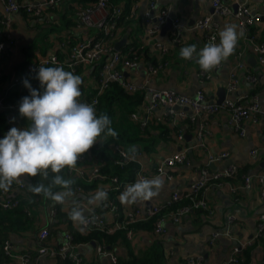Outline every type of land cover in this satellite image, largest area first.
Returning <instances> with one entry per match:
<instances>
[{
    "label": "crops",
    "instance_id": "crops-1",
    "mask_svg": "<svg viewBox=\"0 0 264 264\" xmlns=\"http://www.w3.org/2000/svg\"><path fill=\"white\" fill-rule=\"evenodd\" d=\"M63 1L56 0V3H63ZM221 1L227 4L231 10H234L236 2L240 0ZM23 2L26 1L23 0ZM147 2L148 0H116L115 3L112 2L113 5L123 8L122 18H124L117 28L113 46L123 36H126L125 43L133 42L135 44L133 39L138 38V43H145L144 46L149 47L150 56H155L156 61H167L166 66L159 69L153 76H149V85L155 88L173 89L189 96L194 95L198 89H202L207 99L216 101L218 98L216 95L217 88L223 87L226 90L231 70L235 69L237 62L243 61L244 66L235 69L238 82L234 89L230 91L226 90L225 98L231 100L242 98L244 102L255 99L258 101L260 112L256 115V120L249 119L241 122V128L244 130L242 135L229 124L227 111L222 110L210 115L206 118V123L204 122V129L208 132L203 138L206 148H194V145L198 143L195 139L194 129L189 131L184 124L182 126L183 132L192 135L190 141L184 140L189 147L190 143H192V147L187 153L188 163L167 167L165 173L171 175L172 178L168 179L166 175H159L164 178L162 188L155 197L149 200H140L139 205L163 204L174 189L180 190L182 193L185 192L191 182L197 177L199 169L206 164L207 152L216 155L220 152H226L227 154L226 157L214 162V170L220 171L231 164H235L245 167L244 173L239 174L238 177L236 173L229 182H224L220 186H215V184L209 185L203 193L209 206L208 210H192L185 214L177 223L167 221L165 223L166 232L162 234H156L153 231V227L150 230H131L128 228L131 231V235L127 236V230H125V241L118 242L114 248L108 249L105 247V249L115 254L117 260L119 256L123 258H129L132 255L141 257L152 254L154 251L159 256L158 262L160 264H187V258L193 256H201L202 260L199 264H220L228 257L236 244L243 243L254 236L257 219L260 214L264 213V197L261 196V186L254 184L250 189L241 187L244 174H256L264 169V64L257 62L256 55L249 42V37L244 33L236 46V48L242 51L241 58L234 57L233 53L213 70L208 72L203 71L196 62L195 57L191 60L183 59L180 57L179 51L182 47L192 44L196 45L197 52L204 47L201 32L193 30L191 27L199 18L212 12L210 0H157L155 12L163 9L168 10L170 17L172 19L177 18L185 28L181 40L175 44L169 42L171 28L167 29L164 33H161L160 29L156 36L153 37L147 36L144 33V14ZM249 4L253 10L264 8V0H249ZM61 8L62 6L58 10H61ZM46 9L47 6L43 9L42 13L44 15L45 11H47ZM1 11L2 0H0ZM41 15L37 16V18H32V15L27 16L24 12H20L13 16L12 33L14 36V46L7 54L0 58V98L8 88L15 85L16 76L17 78L20 76L16 73L18 66L22 60L27 58V55L31 54L30 59L32 58L33 46H35L34 48L37 47L50 52L56 43V46H58V35L60 33L63 35L66 32V29H63L64 19L61 12L58 14L54 12L50 14L48 12V17L46 18L44 15ZM212 21L217 25V43H219L220 31L227 24L237 25L230 15H216L213 16ZM254 27L261 40L264 41V20L257 22ZM56 31L60 32L54 34L53 32ZM72 31L79 37L94 30H86L76 25ZM156 43L166 44L168 46L167 54L161 55L157 47H155ZM36 51L39 50L36 49ZM151 62L141 57L136 72L131 73L122 70L124 77L127 81L135 84L143 83L148 77L147 68ZM87 68L88 70L91 69ZM247 73L254 74L257 81L251 83L246 80L245 76ZM87 82L89 86L94 85L91 81ZM84 84H87L86 80H84ZM1 107L2 104L0 103V110L2 109ZM9 109L12 108L9 107ZM163 110L162 108H156L150 115V120H154L157 124L156 126L168 123L162 116ZM136 112L140 116L142 115L143 110L141 105ZM6 114L5 118L7 121L17 124L19 129L28 126L23 123L21 115L16 113L15 110L8 111ZM200 124L203 125L202 121L198 119L194 124V128H197ZM0 139H2V132H0ZM156 139L155 150L151 153H145L141 159L147 173L150 175L149 179L155 177L154 166L163 157L170 155L184 145L176 141L175 135L160 133L159 128H156ZM251 149L257 151L255 155L250 154ZM101 163L102 161L99 158L86 159L83 156L78 160L75 167L82 170L83 179L86 183H92V170L94 167L100 166ZM71 175L79 179L82 178L76 173ZM97 177L99 179L93 184V188L88 191L83 190L79 193L74 190L75 187L71 188L73 194L62 203V209L71 212L74 207H79L83 216L88 211H95L102 214L107 220H114L119 219L128 209L132 208L131 203H123L121 201L120 196L124 191L121 186L119 189L111 190V193H109L108 190L113 183L100 176ZM22 179L19 182L30 183V177L27 174H24ZM19 182H13L12 193H25V190H16ZM232 187H236V191H232ZM98 189H104L107 192L106 199L114 200V203L117 205L115 211L110 210L109 207H102L103 201L98 203L92 199ZM56 191H64V189L58 187ZM42 202L43 204L39 208H33L31 211L34 216L33 222L36 229L42 227L49 228L46 242L48 245L55 247L59 244L62 241L63 233L65 231L70 232V225H73L76 230L81 231L80 222L78 221L71 219L69 225L67 221L57 223V216L54 219L51 218L50 209L55 206L56 202L49 198ZM32 213L29 212V214ZM216 230L222 232L228 230L230 235H222L214 244H210L208 241L210 235ZM37 232L32 234L30 231H21L12 234L0 227V242L4 239H9L14 245L15 252L22 253L32 250L34 253ZM95 247L96 243L94 242H81L76 243L75 249L86 260L100 264H111L109 258L95 253ZM263 252L264 247L262 243L251 247L248 264H258ZM38 261L40 264H45V262L49 261V258L47 256H40ZM14 264H18V262ZM53 264H58V262Z\"/></svg>",
    "mask_w": 264,
    "mask_h": 264
},
{
    "label": "built area",
    "instance_id": "built-area-1",
    "mask_svg": "<svg viewBox=\"0 0 264 264\" xmlns=\"http://www.w3.org/2000/svg\"><path fill=\"white\" fill-rule=\"evenodd\" d=\"M2 0V11L0 12V58L7 54L14 46V36L12 33V20L13 16L20 13V9L23 7L25 12L35 16L41 15L44 7L57 5L56 0ZM212 12L208 15H204L199 18L195 24L191 27L193 30L201 32L204 40V45L209 42L217 43V25L212 21L213 16H227L230 15L236 21L239 30L242 29L246 32L249 27H254L257 22L264 19V8L261 10H253L249 4V0H240L236 2V8H231L223 3L221 0H210ZM157 0H148L147 8L145 11V25L144 33L147 36H156L163 24H165L168 18H171L168 10H157ZM123 8L117 5H110L107 0H97L93 5L83 7L81 5L76 6L75 16L77 26L86 30H94L91 33H86L83 36H79L73 43L64 37L61 42L58 43L56 48H60L59 51L52 50L41 54L38 51L34 52L30 62L26 64V70L29 73H34L40 66H59L62 62L59 56H64V63L69 71L73 74L76 73L78 67H92L93 64L102 59L104 55L107 58L102 61L97 69L98 75V90L97 94L86 101L94 106L97 104V95L108 86L110 82H118L128 92H134L142 90L144 92V102L141 104L143 110L142 115L134 111L130 114V118L140 121V125L144 126L147 121L150 120V115L156 108H162V116L168 120L169 126L177 124L179 121H186L191 125V129H194L195 139L198 142L194 145V148H206L203 138L207 131L204 129V122L206 118L219 111H227V119L229 124L239 132L243 134L244 130L241 128V122L243 120H256V115L260 112L258 101L252 99V101H243L239 99L225 98L221 102L211 101L207 99L204 90L198 89L194 95L189 96L173 89L155 88L148 84L149 76H153L156 72L167 65V61L153 66L148 65V77L143 83L135 84L127 81L124 77V72H136L140 59L137 56L129 58L121 55L119 50H116L113 46L115 40L116 31L118 28V21L122 16ZM184 26L179 22L177 18H171L170 29V43H177L181 40L182 33L184 32ZM257 34L249 37L252 50L256 55V60L259 64H264V41L257 42L255 38ZM159 53L161 55L166 54L168 46L163 43H156ZM64 48H67L64 50ZM234 57L241 58L242 51L238 48L234 51ZM118 64H121V68H118ZM244 66L243 61L237 62L236 68H242ZM235 69L231 70L229 79L227 81L226 89L228 91L234 89L238 79L235 73ZM246 80L253 83L257 81L254 74L247 73ZM18 82V78H15V84ZM80 99V98H79ZM81 100V99H80ZM82 101V100H81ZM83 102V101H82ZM13 108V105L9 106ZM200 119L203 123L197 128H194L196 121ZM11 127H17L15 123H9L2 134V138ZM19 129V128H18ZM190 129V130H191ZM264 134V131H263ZM177 142L183 143L177 151L172 152L170 155L163 157L157 165L154 166V176L166 175L168 179L172 176L165 173L167 167L175 166L176 164L188 163V151L192 146H187L185 143V133L178 131L175 134ZM114 150L119 155L116 163H123L127 161L136 162L139 165V169L135 176L120 183L118 178L114 176L112 178L113 185L109 189H119L121 186L124 190L129 184L135 183L140 179H149L150 175L147 173L145 166L141 159L145 155V152L136 148L131 151H126L120 148L118 145H114ZM255 149L250 150L251 155L256 154ZM226 152H220L219 154H213L207 152L206 164L202 166L194 181L189 185V189L185 192L174 189L170 196L163 204H150L149 206L139 205L140 200L132 204V208L128 209L122 217L114 220H107L102 214L95 211H88L84 216V222L80 223V229L82 233L91 230L104 231L106 233H112L119 229H126V235L130 236L131 231L127 228L129 224L146 221L152 217H155L153 231L156 234H162L166 232L165 223L167 221L178 222L181 218L192 210H208L209 206L206 199L203 196L205 190L211 184L220 186L224 182H229L231 178L237 173V165H229L228 167L216 171L211 170L207 166V162H216L226 157ZM83 156L81 155L79 160ZM99 166H96L92 170L91 178L99 176ZM70 174L76 173L83 178L82 170L74 167L69 169ZM116 183V185H115ZM254 184L261 186V196L264 197V169L256 174H244L243 184L241 187L244 189H250ZM13 184L7 189H0V206L2 208H13L18 204V200L15 197V193H12ZM24 183L19 182L16 190H23ZM76 191H81V187L76 186ZM232 191H236V187H232ZM181 196L187 199V204H182L176 207L174 210L167 211L166 209L173 203L180 200ZM102 207H109L110 210L115 211L117 205L112 199H106L102 202ZM51 218L57 216V209L53 207L50 209ZM264 232V213L260 214L257 223L254 236L246 240L243 243L236 244L228 257L220 264H238L239 254L242 249L251 246L254 238L260 236ZM49 235V228L42 227L36 234V248L33 253L32 250L17 253L14 251V245L9 239H5L2 242V254L3 258H0V264H40L39 257L47 256L48 262L45 264H100L86 260L81 257L78 251L75 249L76 243L73 240L72 234L68 231L63 233L62 241L55 247L48 245L47 237ZM222 235H230L228 230L225 231H213L209 238V243L214 244L216 240ZM95 253L97 255H103L109 258L111 264L117 262L115 254L105 249L102 244H96ZM201 256H193L187 258V264H199L201 262ZM11 261V262H9Z\"/></svg>",
    "mask_w": 264,
    "mask_h": 264
},
{
    "label": "clouds",
    "instance_id": "clouds-1",
    "mask_svg": "<svg viewBox=\"0 0 264 264\" xmlns=\"http://www.w3.org/2000/svg\"><path fill=\"white\" fill-rule=\"evenodd\" d=\"M242 29L227 24L219 33V43L209 42L197 52L196 45L182 47L181 58L191 60L194 57L200 68L211 71L225 61L235 51L238 41L243 37ZM36 78L43 92L32 88L27 79L23 84L30 91L19 102V113L29 121L27 127H11L0 139V189L7 190L13 182H19L24 174L29 177L42 176L49 180L29 184L34 194H42L57 203H64L72 193L74 179L65 178L60 173L67 167L74 168L81 154L86 153L102 135L115 137L110 118L101 113L91 103L82 102L80 85L82 79L66 71L63 66H40ZM164 184L162 176L152 179H140L129 184L121 193L123 203H135L155 197ZM60 187L64 191H53ZM107 198L104 189H98L93 200L102 202ZM74 221L84 222L79 207L70 212Z\"/></svg>",
    "mask_w": 264,
    "mask_h": 264
},
{
    "label": "trees",
    "instance_id": "trees-1",
    "mask_svg": "<svg viewBox=\"0 0 264 264\" xmlns=\"http://www.w3.org/2000/svg\"><path fill=\"white\" fill-rule=\"evenodd\" d=\"M22 1V0H20ZM110 5H113L116 0H107ZM97 2V0H64L63 3L57 4L55 7L47 6V11H45L46 17L48 12L52 14L54 13H62L64 23L63 29H66V32L62 35L60 33L59 42L64 37L73 43L77 36L72 31L73 28L76 27L77 21L75 16L76 6L81 5L83 7L93 5ZM113 2V3H112ZM62 6L61 10H58ZM53 7V8H52ZM55 8V9H54ZM20 12H24L27 16L32 15L30 13H26L24 8L20 9ZM50 10V11H48ZM41 15V16H42ZM123 15V12H122ZM129 15V13H128ZM32 18H37V16L32 15ZM51 19V18H49ZM124 18L120 17L118 21V27L123 22ZM264 20V19H263ZM60 31L53 32L57 34ZM248 37L257 34L255 41L261 42V38L259 37L257 30L255 27H249L246 29L245 32ZM170 37V36H169ZM138 38H134V42L125 43L120 47V53L123 56L133 58L137 56L138 59L144 57L151 62L153 66H156L163 61H156L155 56H150V51L148 46H144L145 43H138ZM132 40V41H133ZM57 44V43H56ZM55 44V46H56ZM53 47V50L59 51L60 48ZM32 53L36 52V49L39 50L38 52L41 54H45V49L34 48ZM32 48V47H30ZM67 48H64L66 50ZM236 49V48H235ZM167 54V53H166ZM31 54L27 55V58L22 60L20 65L18 66V82L13 87L7 89L3 96L0 98V103L2 104V109L0 110V132L5 129V127L9 124L5 116L8 111H16L19 113V102L22 97L30 96V91L26 88L23 84V80L27 79L32 88L37 89L39 92H43V87L40 85L39 80L36 78L37 70L34 73H29L26 70L27 62H30ZM61 60V64L59 66H63L66 71H69L67 66L64 63V56H59ZM107 58V55H104L101 60L95 62L90 70L87 67H78L76 70L75 75H78L82 79V84L80 85V91L82 95L79 97L83 102L88 101L92 97L97 94L98 90V75L97 69L99 68L100 64L104 59ZM47 67V66H45ZM121 64H118V68H121ZM17 78V76H16ZM84 80H86V85L84 84ZM87 81H91L94 85L89 86ZM97 104L95 106L97 115L101 113L106 114L111 120V127L116 131L117 135L115 137L112 136H105L102 135L99 140L93 145L91 149H89L86 153L81 154L85 156L86 159L88 158H99L102 163L99 166V176L104 178L105 180H109L112 182V178L116 176L120 183H123L126 180L132 179L136 172L139 169V165L133 161H127L123 163H116L119 158L118 153L114 150V145H118L120 148L131 151L136 148L142 149L145 153H151L155 150L156 147V128L160 129V133L162 134H172L174 135L178 131H183L182 126L185 124L187 128L191 129V125L186 121H179L177 124L173 126H169L168 123H163L161 126H156V122L154 120H149L146 122L144 126L140 125V121L133 120L130 118V114L136 111L140 105L144 102V92L142 90H137L134 92H128L125 88L122 87L121 84L118 82H110L106 88H104L98 95H97ZM15 106L12 109H9V106ZM22 117V121L25 125L29 124V121L26 117ZM168 120L166 119V122ZM237 177L239 174L244 173L245 167L238 166L237 169ZM65 178L74 179V183L72 184L71 188L75 187L74 190L76 191V186L81 187V191H88L93 188V184L97 182L99 177H93L92 183H86L83 178L79 179L78 177H72V175L68 172V168L65 167L62 172L60 173ZM53 174L49 172V180H45L42 176L30 177V183H24L23 191L25 190L24 194L16 193L15 197L18 200V204L13 208H2L0 206V227L5 230L6 232L16 234L15 232H26L30 231L36 233L41 228L36 229L34 226V216L31 211L33 208H39L41 204H43V200L48 198L44 197L42 194H34L29 190V184H36L42 182L44 184H48L51 176ZM42 177V178H41ZM113 183V182H112ZM116 185V183H115ZM58 187H54L53 191H56ZM109 189V193H111ZM78 192V191H76ZM187 199L181 196L180 200L173 202L166 210H174L176 207L187 204ZM62 203L55 204V208L57 209V223L67 221L70 225L71 217L69 210L62 209ZM32 213V214H29ZM63 219V220H62ZM155 217L150 218L146 221H139L132 224H129L127 228L133 229H141V230H150L153 227ZM56 223V224H57ZM70 232L72 233V237L75 243L81 242H94L96 244H102L108 249L114 248V246L120 242L125 241V230L126 229H119L112 233H106L104 231L99 230H91L85 233H82L79 230H76L73 225L69 227ZM5 240V239H4ZM3 240V241H4ZM2 241V242H3ZM2 242H0V258H2ZM262 243L264 247V232L256 238H254L253 244L251 246H247L242 249L241 253L239 254V261L238 264H248L250 261V250L251 247ZM158 254L156 252H152V254H147L143 256H134L132 255L129 258L118 257V260L115 264H160L158 262ZM69 264V263H68ZM258 264H264V252L261 256L260 262Z\"/></svg>",
    "mask_w": 264,
    "mask_h": 264
},
{
    "label": "water",
    "instance_id": "water-1",
    "mask_svg": "<svg viewBox=\"0 0 264 264\" xmlns=\"http://www.w3.org/2000/svg\"><path fill=\"white\" fill-rule=\"evenodd\" d=\"M236 8V4L234 6V9ZM212 10V9H211ZM171 28V20L170 18H168L165 22V24H163V26L161 27V30L160 32L161 33H164L167 29H170ZM125 40H126V36H123V38H121V40L115 42L114 44V47L115 49L119 50L120 47L125 43ZM227 90V89H226ZM226 90L223 88V87H218L217 88V92H216V95L218 96L216 102H221L224 97H225V92ZM228 91V90H227ZM191 137L192 135L191 134H185V140L187 141H190L191 140ZM190 146H192V143H190ZM207 166L211 169V170H214V163L213 162H207Z\"/></svg>",
    "mask_w": 264,
    "mask_h": 264
},
{
    "label": "rangeland",
    "instance_id": "rangeland-1",
    "mask_svg": "<svg viewBox=\"0 0 264 264\" xmlns=\"http://www.w3.org/2000/svg\"><path fill=\"white\" fill-rule=\"evenodd\" d=\"M55 6H56V4L53 5V7H55ZM224 99H225V97H224ZM189 188H190V187H189ZM189 188H188V189H189ZM252 244H253V243H252ZM252 244H251V245H252Z\"/></svg>",
    "mask_w": 264,
    "mask_h": 264
}]
</instances>
